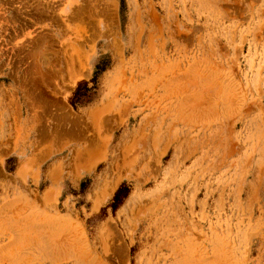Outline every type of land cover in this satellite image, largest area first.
Here are the masks:
<instances>
[{
    "label": "rangeland",
    "instance_id": "1",
    "mask_svg": "<svg viewBox=\"0 0 264 264\" xmlns=\"http://www.w3.org/2000/svg\"><path fill=\"white\" fill-rule=\"evenodd\" d=\"M0 264H264V0H0Z\"/></svg>",
    "mask_w": 264,
    "mask_h": 264
},
{
    "label": "trees",
    "instance_id": "2",
    "mask_svg": "<svg viewBox=\"0 0 264 264\" xmlns=\"http://www.w3.org/2000/svg\"><path fill=\"white\" fill-rule=\"evenodd\" d=\"M92 83V82H91ZM94 83V82H93ZM88 82L81 81L78 82L74 92L72 93L71 98L69 99V103L73 108H76L77 105L81 103V101L88 97V95L95 90V87H88ZM130 192V188L126 184H122L116 190L113 195L111 201V209L112 211H116V209L123 203Z\"/></svg>",
    "mask_w": 264,
    "mask_h": 264
},
{
    "label": "bare ground",
    "instance_id": "3",
    "mask_svg": "<svg viewBox=\"0 0 264 264\" xmlns=\"http://www.w3.org/2000/svg\"><path fill=\"white\" fill-rule=\"evenodd\" d=\"M82 18V17H81Z\"/></svg>",
    "mask_w": 264,
    "mask_h": 264
}]
</instances>
